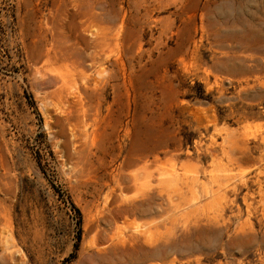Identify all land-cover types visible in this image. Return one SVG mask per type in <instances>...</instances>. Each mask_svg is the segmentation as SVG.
Returning <instances> with one entry per match:
<instances>
[{"label": "rangeland", "instance_id": "374dc122", "mask_svg": "<svg viewBox=\"0 0 264 264\" xmlns=\"http://www.w3.org/2000/svg\"><path fill=\"white\" fill-rule=\"evenodd\" d=\"M0 264H264V0H0Z\"/></svg>", "mask_w": 264, "mask_h": 264}]
</instances>
